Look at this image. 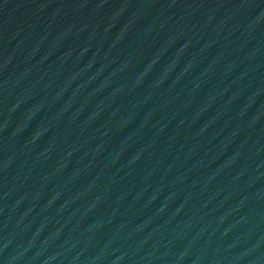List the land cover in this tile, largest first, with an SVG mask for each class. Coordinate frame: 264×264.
Masks as SVG:
<instances>
[{
    "label": "water",
    "instance_id": "95a60500",
    "mask_svg": "<svg viewBox=\"0 0 264 264\" xmlns=\"http://www.w3.org/2000/svg\"><path fill=\"white\" fill-rule=\"evenodd\" d=\"M0 264H264V0H0Z\"/></svg>",
    "mask_w": 264,
    "mask_h": 264
}]
</instances>
